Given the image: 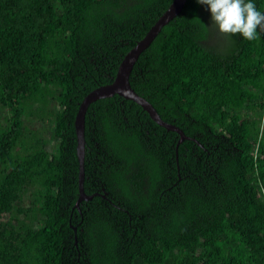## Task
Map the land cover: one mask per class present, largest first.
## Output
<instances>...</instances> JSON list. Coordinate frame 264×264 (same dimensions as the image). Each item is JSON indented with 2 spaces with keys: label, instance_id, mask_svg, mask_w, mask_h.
I'll return each mask as SVG.
<instances>
[{
  "label": "trees",
  "instance_id": "obj_1",
  "mask_svg": "<svg viewBox=\"0 0 264 264\" xmlns=\"http://www.w3.org/2000/svg\"><path fill=\"white\" fill-rule=\"evenodd\" d=\"M171 2L0 0V264H264V30L205 31L195 0L129 76L192 140L176 148V132L118 95L90 103L83 187L95 196L74 209L79 105ZM33 120H48L50 143Z\"/></svg>",
  "mask_w": 264,
  "mask_h": 264
},
{
  "label": "water",
  "instance_id": "obj_2",
  "mask_svg": "<svg viewBox=\"0 0 264 264\" xmlns=\"http://www.w3.org/2000/svg\"><path fill=\"white\" fill-rule=\"evenodd\" d=\"M187 0H172L166 11L159 17L155 24L149 29L146 35L138 41L135 46L130 49L124 56L123 60L118 66L115 78L113 81L104 86H100L91 92H89L81 104L79 105L77 114L74 120V129L76 134V156L78 160V198L74 204V209L80 211L79 204L83 201H87L93 198L95 195H87L84 192V155H85V139H84V124H85V113L90 103H93L99 99H105L118 95L125 100H129L139 105L143 111H145L150 119L157 125L165 128L167 131L176 132L179 135L176 148L178 144L186 139L187 137L181 129L174 126L173 124L167 123L161 119L159 114L156 112L154 107L142 96L134 91L129 82V76L133 69L135 62L139 55L153 42L161 28L166 25L170 20L176 17L183 9ZM192 140V139H191ZM74 232L75 227H72ZM76 241V237H74ZM76 244V242H75Z\"/></svg>",
  "mask_w": 264,
  "mask_h": 264
},
{
  "label": "clouds",
  "instance_id": "obj_3",
  "mask_svg": "<svg viewBox=\"0 0 264 264\" xmlns=\"http://www.w3.org/2000/svg\"><path fill=\"white\" fill-rule=\"evenodd\" d=\"M210 13L209 27L223 35L238 34L243 40L255 41L264 30V11L257 8L255 0H195Z\"/></svg>",
  "mask_w": 264,
  "mask_h": 264
},
{
  "label": "rangeland",
  "instance_id": "obj_4",
  "mask_svg": "<svg viewBox=\"0 0 264 264\" xmlns=\"http://www.w3.org/2000/svg\"><path fill=\"white\" fill-rule=\"evenodd\" d=\"M218 34L221 35L220 33ZM6 113H7V110H3V108L0 107V121L1 122L4 121L5 117H9V115L7 116ZM33 121L34 122L29 126V130H32V129L37 130V136L43 137L44 140L50 143L52 141V137H51L52 132L50 130V124L47 122L48 120H45L44 123H40L36 120H33Z\"/></svg>",
  "mask_w": 264,
  "mask_h": 264
}]
</instances>
